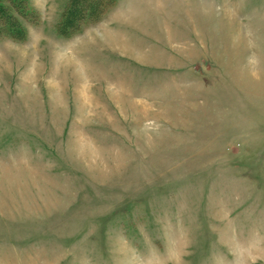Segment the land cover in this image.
<instances>
[{"label":"rangeland","instance_id":"374dc122","mask_svg":"<svg viewBox=\"0 0 264 264\" xmlns=\"http://www.w3.org/2000/svg\"><path fill=\"white\" fill-rule=\"evenodd\" d=\"M71 2L0 0V264H264V0Z\"/></svg>","mask_w":264,"mask_h":264},{"label":"trees","instance_id":"16d2710c","mask_svg":"<svg viewBox=\"0 0 264 264\" xmlns=\"http://www.w3.org/2000/svg\"><path fill=\"white\" fill-rule=\"evenodd\" d=\"M81 1V0H72L71 2V5L69 6L70 8H68L64 13L66 14H63L64 18L61 22V25L62 27H68V26H72L74 24V22L77 20L78 16H80V12L81 9L78 8L77 4L78 2ZM80 3V2H79Z\"/></svg>","mask_w":264,"mask_h":264}]
</instances>
